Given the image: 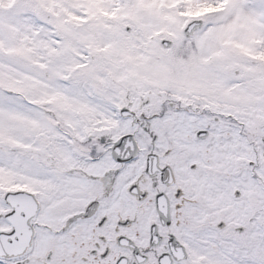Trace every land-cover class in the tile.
<instances>
[{
  "label": "snow or ice",
  "instance_id": "6c2138e0",
  "mask_svg": "<svg viewBox=\"0 0 264 264\" xmlns=\"http://www.w3.org/2000/svg\"><path fill=\"white\" fill-rule=\"evenodd\" d=\"M0 264H264V0H0Z\"/></svg>",
  "mask_w": 264,
  "mask_h": 264
}]
</instances>
